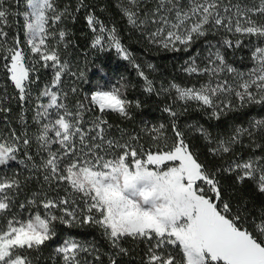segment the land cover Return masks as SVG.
Segmentation results:
<instances>
[{"label":"snow or ice","instance_id":"obj_1","mask_svg":"<svg viewBox=\"0 0 264 264\" xmlns=\"http://www.w3.org/2000/svg\"><path fill=\"white\" fill-rule=\"evenodd\" d=\"M98 7L0 0V264H126L134 252L139 264H264V116L234 115L264 108V0H118L150 45L190 53L180 71L198 86L160 88ZM81 12L91 49H115L143 92L171 100L165 122L133 132L111 123L141 108L126 82L82 91L86 72L68 58L69 25ZM245 49L250 66H233ZM44 70L51 75L41 83ZM190 111L228 130L182 125ZM61 226L100 239L57 242Z\"/></svg>","mask_w":264,"mask_h":264},{"label":"trees","instance_id":"obj_2","mask_svg":"<svg viewBox=\"0 0 264 264\" xmlns=\"http://www.w3.org/2000/svg\"><path fill=\"white\" fill-rule=\"evenodd\" d=\"M90 2L100 6L96 9V12L102 20L111 21L116 24L119 28L123 43L132 53L136 62L141 65L145 73L154 80L157 88H160L161 85L167 86L170 81L185 86H192L193 84L198 85L195 77H188L187 74L180 71V66L183 64L184 60L188 58L190 53L167 52L157 48L155 45H150L146 39L141 37L139 32L127 24L126 19L121 17V14L116 7L118 0H90ZM71 3L74 5L76 0H71ZM100 8H104L105 11L101 12ZM77 16V22L69 25L73 34V44L69 47L68 58L71 59L74 64H78L79 67L86 72L85 81L81 85L82 91L86 92L89 88L94 89L97 82L106 87L117 84V82H126L129 87L125 92V95L130 100L141 101V108L139 110L133 109V120L121 121L118 115L114 114L110 117L111 123H113V125H119L121 128L127 129L129 132H133L139 131V129L144 126V122L149 124L165 122L167 120V114L163 112V107L165 102L171 103V100H166L165 95H149L143 92V81L137 75V70L128 61L122 60L117 55L115 49H106L105 51L91 49L90 44L92 34L86 26V21L83 19V12L78 13ZM20 22L23 23L22 20ZM201 47H203V44L198 41L193 46L191 53L194 54ZM248 55L249 53L247 49H245L237 56L232 57L230 62L233 63V66L243 69L250 66L247 59ZM241 56L244 57L243 61L240 58ZM149 64L155 67V71L148 68ZM94 65H100V67L103 68V71L101 72L99 68L94 67ZM93 72H95L96 75H93ZM39 75L42 83L51 75V73L49 70H44ZM121 77H123V80H121ZM234 115H236L237 121L254 117L259 118L260 116H264V108L254 106L248 108L243 114ZM194 121H199L200 123L206 124V126L212 125L214 131V126L217 123H219V131L228 130L226 121L208 122L206 117L197 111H190L189 115L180 118V123L182 125L186 123L191 124ZM113 134L118 135L115 129L113 130ZM195 142L198 144L202 143L199 140ZM243 155L247 158L249 150L246 149L243 152ZM218 162L219 161H211L213 165ZM13 166H15L14 162ZM243 191L245 195L253 197L257 204L261 202L262 198L255 194L251 186H246ZM66 235H71L73 238L79 240L90 241L93 239H100L99 232L95 229L64 230L63 226H61L56 241L59 242ZM129 247L131 246L129 245ZM43 256L46 258L48 252L45 251ZM124 260L126 261V264H139V253L134 252L132 256L125 257ZM41 264H51V262L47 259H42Z\"/></svg>","mask_w":264,"mask_h":264},{"label":"rangeland","instance_id":"obj_3","mask_svg":"<svg viewBox=\"0 0 264 264\" xmlns=\"http://www.w3.org/2000/svg\"><path fill=\"white\" fill-rule=\"evenodd\" d=\"M203 82H206V81H203ZM198 86V85H197Z\"/></svg>","mask_w":264,"mask_h":264}]
</instances>
